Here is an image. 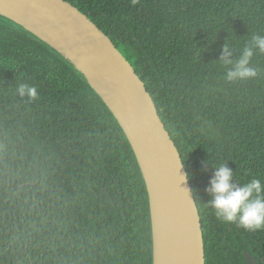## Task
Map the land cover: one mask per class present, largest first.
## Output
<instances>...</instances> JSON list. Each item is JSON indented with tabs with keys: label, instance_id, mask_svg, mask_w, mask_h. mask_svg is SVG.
Returning a JSON list of instances; mask_svg holds the SVG:
<instances>
[{
	"label": "trees",
	"instance_id": "obj_1",
	"mask_svg": "<svg viewBox=\"0 0 264 264\" xmlns=\"http://www.w3.org/2000/svg\"><path fill=\"white\" fill-rule=\"evenodd\" d=\"M86 15L145 83L187 171L205 264H264V229L217 219L214 167L264 183V53L254 78L229 81L264 0H65ZM21 84L36 97L20 96ZM0 264H153L148 192L118 121L56 51L0 16Z\"/></svg>",
	"mask_w": 264,
	"mask_h": 264
},
{
	"label": "water",
	"instance_id": "obj_2",
	"mask_svg": "<svg viewBox=\"0 0 264 264\" xmlns=\"http://www.w3.org/2000/svg\"><path fill=\"white\" fill-rule=\"evenodd\" d=\"M7 18L46 43L100 96L123 129L149 197L153 264H205L200 212L182 157L145 83L113 42L65 0H0ZM204 168L213 177L207 165ZM248 264L255 257L244 253Z\"/></svg>",
	"mask_w": 264,
	"mask_h": 264
},
{
	"label": "clouds",
	"instance_id": "obj_3",
	"mask_svg": "<svg viewBox=\"0 0 264 264\" xmlns=\"http://www.w3.org/2000/svg\"><path fill=\"white\" fill-rule=\"evenodd\" d=\"M253 47L264 53V37H253V45H246L238 60L233 63L231 51L227 44L223 47L221 61L233 65L226 73L229 81L254 78L256 69L250 67ZM20 96L36 97V89L21 84L18 87ZM233 171L226 163L214 167V176L210 180L207 192L211 195L209 205L214 209L217 219L225 223H236L237 227L247 231L264 229V183L253 178L243 184L233 183Z\"/></svg>",
	"mask_w": 264,
	"mask_h": 264
},
{
	"label": "bare ground",
	"instance_id": "obj_4",
	"mask_svg": "<svg viewBox=\"0 0 264 264\" xmlns=\"http://www.w3.org/2000/svg\"><path fill=\"white\" fill-rule=\"evenodd\" d=\"M0 11H3L4 13H7L13 17H15L16 19H18L19 21H22V22H27V18L9 10V9H6V8H3V7H0Z\"/></svg>",
	"mask_w": 264,
	"mask_h": 264
}]
</instances>
